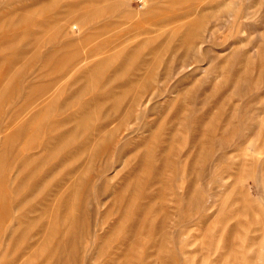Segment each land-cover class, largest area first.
I'll return each instance as SVG.
<instances>
[{"label":"rangeland","instance_id":"374dc122","mask_svg":"<svg viewBox=\"0 0 264 264\" xmlns=\"http://www.w3.org/2000/svg\"><path fill=\"white\" fill-rule=\"evenodd\" d=\"M68 1L0 0V264H35L40 240L50 264H264V0H156L164 18L202 8L199 37L158 40L136 63L142 78L80 130V100L115 80L109 69L70 96L82 75L62 93L71 60L101 58L128 27L176 21L127 0L128 27H93Z\"/></svg>","mask_w":264,"mask_h":264},{"label":"bare ground","instance_id":"6f19581e","mask_svg":"<svg viewBox=\"0 0 264 264\" xmlns=\"http://www.w3.org/2000/svg\"><path fill=\"white\" fill-rule=\"evenodd\" d=\"M52 1L53 0H50V2ZM143 1L146 2L145 7L147 8L146 10L147 15H148L147 19H149V21L161 22L162 20H169V21H176V22L172 26H170L168 30L164 28L160 29L161 28L160 25H157L153 29L145 25L140 26L139 28L133 29V28L126 26V23L133 20L138 15L135 12L128 9L129 7L127 5V0H70L68 1V7L70 9L75 7L78 4L84 5L83 10H80L78 12V16H76V19L80 22H85V21L90 20L91 21L90 25L93 27H98L101 24H106L108 25V27H110V29H116L118 27L122 29L124 27H128L125 30L126 34L120 39H118L119 41L115 43L116 47L111 52H107L101 58H97L95 60H90V61H85V59L88 57L87 53L79 54L78 56H76V57H79V59L75 58L78 61L71 60L72 62H74L72 65L73 71L71 70L72 72L70 71V73H68V77L64 79V81L57 82V88L59 89V91L64 93L66 89L68 88V85H69L68 82L69 83H72V81L77 82L78 79L82 75L86 76L88 81L85 84L79 86L78 90L74 92L73 94L71 95L68 94L72 97H79V94L81 92L83 93V91H85L88 88L89 84H92L93 77L96 78L99 74H102L103 72L109 69L110 71H112L110 78L115 80V84L111 88L112 94L110 93L104 96L94 94V96L90 98L88 97L85 99L84 98L81 99L76 112L72 113L71 116L69 117L74 121L73 127L76 130L84 129V126H85L84 124L87 122L89 117L93 113H95L96 110L105 107L106 104L110 103L111 105H113V107L117 106V104L121 100V95L117 93L118 92L125 93V91L129 89V86L131 84L133 85L141 77V74H137L136 68L138 67L135 68V66H137L136 63H138L139 61H141V63L145 61H152V60H147L146 58V55L149 54L150 52H153L154 53L153 58H156L157 46L159 44H164V41H158V40H175L176 38L177 40H185L184 43H186L187 46H190L199 37L200 30L203 28V24L207 18V14L205 15L202 8L195 10L192 16H189L191 8L186 7L184 10L178 11L177 13L170 15L167 18H164L159 12L152 11V9L156 8V0H143ZM35 6L36 5L34 4L32 7L26 8V10H30V9L35 10L36 8ZM105 11L110 12V15L103 16L102 14ZM60 12H61L60 10H57V12L53 14L51 13L52 15L47 18V21L48 22H50L51 20L53 21ZM94 14L98 15V17L91 18L92 15L94 16ZM142 33H145V35L143 36V38L138 39L137 35L142 34ZM102 34L104 33L97 32L95 30V31H92V33H89L87 37L88 38L89 37L90 38L101 37ZM160 37H162V39H159ZM63 40H67L69 42L73 40V38H65ZM66 43L67 42H65L64 44ZM59 51H60V54L65 53L61 50V48H59ZM56 54L57 53L54 52L53 55H50V59L55 58ZM71 57H75V56H71ZM13 60H14V57H12V59L9 60V63H12ZM22 73L24 72L22 71ZM124 73L125 74L129 73L130 75H128L127 77L123 79L118 80L119 78L122 77ZM53 83L55 82L54 81L49 82V84H53ZM165 91L167 90L165 89ZM52 98H50L47 101L48 104L55 101V98L54 99ZM108 122L109 120L107 121V123ZM65 193L69 194V189L61 191L62 195H64ZM60 196L61 195H57V199ZM65 205L68 208V210H66L65 216L68 217L69 216L68 211L71 208V200L69 198L65 200ZM67 241L70 242L71 239ZM41 244H42L41 240L34 244V247H36V250H38L39 253L44 255L37 261L35 259L36 261L35 264H38L39 261H40V264H50L51 260L53 259V254L50 255L48 254V252L45 254L44 251H46V245H41ZM35 251L31 250L30 252H28L24 258L23 263L32 262Z\"/></svg>","mask_w":264,"mask_h":264}]
</instances>
